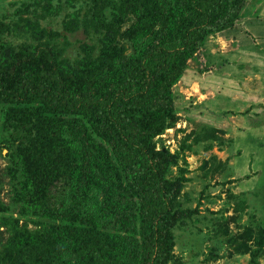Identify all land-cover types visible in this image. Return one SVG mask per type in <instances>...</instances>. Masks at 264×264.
<instances>
[{
    "label": "rangeland",
    "instance_id": "rangeland-1",
    "mask_svg": "<svg viewBox=\"0 0 264 264\" xmlns=\"http://www.w3.org/2000/svg\"><path fill=\"white\" fill-rule=\"evenodd\" d=\"M189 1L0 0V45L16 53L22 43L37 44L40 29L54 34L69 69L61 92L99 98L121 84L126 64L188 27ZM243 1L234 25L254 17L264 22V0ZM252 26L264 44V25ZM206 39L215 46L209 56H225L224 62H205L203 45L169 88V103H156L165 72L135 106L142 132L164 126L151 142L174 156L163 175L181 184L172 199L181 215L166 264H264V71L232 60L236 37L219 45ZM216 69L225 72L216 77ZM204 76L225 79L224 88L205 92ZM110 140L88 111L47 112L37 99L0 102V264L22 259L19 249L5 257L16 231L28 242L53 235L58 249L48 251L51 264H92L79 242L104 233L113 242L106 262L126 264L124 238L140 237L143 217Z\"/></svg>",
    "mask_w": 264,
    "mask_h": 264
},
{
    "label": "trees",
    "instance_id": "trees-1",
    "mask_svg": "<svg viewBox=\"0 0 264 264\" xmlns=\"http://www.w3.org/2000/svg\"><path fill=\"white\" fill-rule=\"evenodd\" d=\"M243 8V0H190L188 27L177 37L151 45L126 64L121 84L99 98L87 93L73 98L61 92V85L69 81L66 72L69 69L64 59L59 60L62 47L54 34L40 29L35 38L37 44L22 43L16 53L10 54L4 44L0 45V102L27 103L37 99L47 112L88 111L96 130L110 136L112 153L127 186L137 194L143 217L140 237L124 238L130 243L126 264H166L173 246L171 228L181 215L172 208V199L181 184L170 183L163 175L164 167L174 156L167 150H156L151 142L164 126L142 132L135 106L151 93L157 78L165 72L167 78L158 91L156 103H169V88L182 76L186 60L200 50L208 35L233 27ZM28 29L35 31L34 27ZM41 36L48 38L42 41ZM34 57H42L44 63H34ZM45 126L48 132L52 129L50 123ZM23 237L16 231L8 243L5 257H11L18 249L23 253L22 259H14L13 264L53 263L48 255L50 249L51 252L58 249L53 235L29 242ZM104 237L108 236L99 233L100 240H80L79 244L92 257V264H124L120 260L106 262L108 245L113 242Z\"/></svg>",
    "mask_w": 264,
    "mask_h": 264
},
{
    "label": "crops",
    "instance_id": "crops-1",
    "mask_svg": "<svg viewBox=\"0 0 264 264\" xmlns=\"http://www.w3.org/2000/svg\"><path fill=\"white\" fill-rule=\"evenodd\" d=\"M253 22L254 23L255 22L262 23L264 25V22H261V20L254 17L251 20H245V24L237 25V26L234 25L231 28L216 32L214 34H210L208 36L212 37V39L215 40V42L217 41L216 42L217 45H219L218 43L220 42V40H223L225 38L234 39L236 37L235 41L238 44L233 46L232 50L229 52L231 55H233L232 60H234V61L236 60L238 62L239 68L241 67L243 69L245 67L253 65L254 63H257V65H256L257 70L261 72V71H264V44L261 43L262 36L260 35V33H262V32H259L258 29L257 30L254 29L253 26L251 27V23L253 24ZM260 27H263V26H260ZM205 40H207V39H205ZM247 40L249 43H245V42H247ZM203 45L205 47V50H208L207 52H204L205 62L207 61L209 63L211 61V59H217L218 60L217 63L224 62L225 56H221V55H219L218 57H215L214 55L212 57L209 56V53H211L210 51H212V50L215 51L214 44H207V42L204 41ZM213 53H215V52H213ZM242 58H245V59H242ZM252 68H253V70H255V67L252 66ZM216 72L215 73H216V77H217V75L224 73L225 71L222 70L221 73H218L219 70L216 69ZM210 74H212V73H210ZM206 77L207 76H204L205 88H206L205 92H207V91L212 92L213 87L217 90L220 88L222 90L224 88L223 85L225 84V82H224V81H226L225 79H223V80L221 79L220 81H218V79H216V80H214L213 83H215V84L213 85L211 80L207 79ZM216 97L217 96H215L213 98H207L208 99L207 100L208 105L212 104L211 101L213 99H215ZM235 97H237V95Z\"/></svg>",
    "mask_w": 264,
    "mask_h": 264
}]
</instances>
